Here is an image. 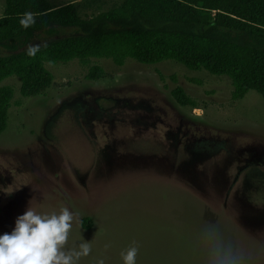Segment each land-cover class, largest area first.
Here are the masks:
<instances>
[{"label": "rangeland", "instance_id": "374dc122", "mask_svg": "<svg viewBox=\"0 0 264 264\" xmlns=\"http://www.w3.org/2000/svg\"><path fill=\"white\" fill-rule=\"evenodd\" d=\"M47 1L74 4L84 20L123 0ZM44 66L52 80L42 94L23 97L16 77L0 84L13 91L0 134V234L28 206L40 214L67 207L74 221L65 250L82 241L91 248L78 264H123L133 246L136 264H215L229 256L264 264L259 93L234 100L229 78L173 61ZM94 66L103 72L95 79ZM176 87L190 105L175 102Z\"/></svg>", "mask_w": 264, "mask_h": 264}, {"label": "trees", "instance_id": "16d2710c", "mask_svg": "<svg viewBox=\"0 0 264 264\" xmlns=\"http://www.w3.org/2000/svg\"><path fill=\"white\" fill-rule=\"evenodd\" d=\"M27 11L36 19L24 28L19 19ZM38 36L47 41L29 56L27 49ZM0 51V84L18 78L23 97L42 94L50 84L45 63L106 59L120 67L130 59L143 65L173 61L191 71L225 76L232 99L256 91L264 100V0H123L84 20L74 4L4 0ZM102 73L94 66L89 76ZM171 96L179 106L191 104L180 87ZM12 97V88L0 85V134Z\"/></svg>", "mask_w": 264, "mask_h": 264}, {"label": "clouds", "instance_id": "9594fccd", "mask_svg": "<svg viewBox=\"0 0 264 264\" xmlns=\"http://www.w3.org/2000/svg\"><path fill=\"white\" fill-rule=\"evenodd\" d=\"M35 14L27 11L19 19V24L28 28L35 23ZM39 45L27 49L34 56ZM74 221V213L67 207L59 214H40L29 206L14 221L11 232L0 234V264H78L81 257L88 256L89 242H81L65 250L69 231ZM107 247V246H106ZM137 248L129 247L122 253L123 264H136ZM104 264V260L96 261ZM215 264H237L234 257H224Z\"/></svg>", "mask_w": 264, "mask_h": 264}]
</instances>
